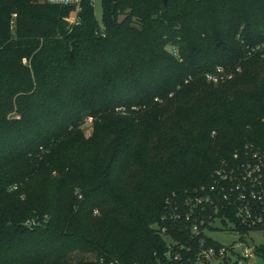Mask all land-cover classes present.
I'll return each instance as SVG.
<instances>
[{"label": "trees", "instance_id": "16d2710c", "mask_svg": "<svg viewBox=\"0 0 264 264\" xmlns=\"http://www.w3.org/2000/svg\"><path fill=\"white\" fill-rule=\"evenodd\" d=\"M100 4L70 30L71 7L0 0V264H207L230 245L190 208L264 147V0Z\"/></svg>", "mask_w": 264, "mask_h": 264}, {"label": "built area", "instance_id": "2783aa9c", "mask_svg": "<svg viewBox=\"0 0 264 264\" xmlns=\"http://www.w3.org/2000/svg\"><path fill=\"white\" fill-rule=\"evenodd\" d=\"M44 1L71 7L69 14L65 17L70 30L79 24L83 0ZM90 3L93 6L94 0H90ZM102 31L100 23V33L103 34ZM262 35L263 40L252 48L253 51L264 49V29ZM222 72L223 68L217 66L214 72L206 74V78L212 82H217L224 77L231 78V74L221 75ZM116 109L122 111L124 107ZM212 178L211 185L198 199L195 208H190V214L196 210L197 216L200 217L199 225L205 226L207 231L209 226L214 228L213 231H235L239 237L243 236V240L238 238L239 243H236L239 247L243 245V252L236 253L234 244L230 243L228 248L221 247L218 250L211 246L203 248L199 256L205 259L207 264H224L223 261L227 256L232 261L231 257L237 254L249 258L254 244L248 233L259 231L264 234V147L250 142L244 144L243 148L235 151L230 158L220 160ZM35 223L34 220L26 222L28 226ZM242 229H246L247 233L241 234ZM192 232H199L198 224L193 225ZM248 240L252 241V247L248 245ZM172 258L179 259V253H175Z\"/></svg>", "mask_w": 264, "mask_h": 264}, {"label": "rangeland", "instance_id": "374dc122", "mask_svg": "<svg viewBox=\"0 0 264 264\" xmlns=\"http://www.w3.org/2000/svg\"><path fill=\"white\" fill-rule=\"evenodd\" d=\"M94 6V14L98 21L101 19V4L100 0H94L93 3ZM84 127H88L91 123V117H87L84 120ZM213 239L217 240L223 245H229L234 244L235 252L236 253H242L243 252V245L241 247L236 246V243H239L238 238L239 235L235 231H225V230H216L211 231L208 233ZM248 236L252 238L254 245H259L264 242V234L259 231H251L248 233ZM89 260L93 259L92 255H89ZM87 256H85V259H88ZM236 256L231 257V260L234 261ZM240 264H264L263 260L256 255L253 251L250 254L249 258H246V260L240 261Z\"/></svg>", "mask_w": 264, "mask_h": 264}, {"label": "water", "instance_id": "95a60500", "mask_svg": "<svg viewBox=\"0 0 264 264\" xmlns=\"http://www.w3.org/2000/svg\"><path fill=\"white\" fill-rule=\"evenodd\" d=\"M164 1H165V0H164ZM247 243H248L249 246L252 247V241L248 240ZM218 264H220V263H218Z\"/></svg>", "mask_w": 264, "mask_h": 264}]
</instances>
